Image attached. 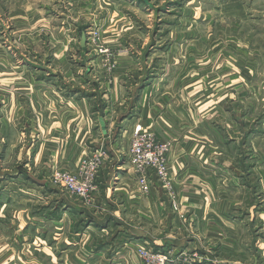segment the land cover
<instances>
[{"label":"crops","instance_id":"1","mask_svg":"<svg viewBox=\"0 0 264 264\" xmlns=\"http://www.w3.org/2000/svg\"><path fill=\"white\" fill-rule=\"evenodd\" d=\"M113 1L0 0V111L11 114L0 131L28 138L23 160L8 155L12 139L0 140V176L24 177L20 190L0 187V264H143L137 244L203 245L202 256L223 258L241 247V263L264 264V0H241V29L253 28L233 55L214 42L211 53L190 42L156 52L124 45L117 34L130 25L119 24ZM91 28L117 54L113 73L89 39L82 44ZM76 48L77 73L66 56ZM138 126L173 142L178 212L155 175L150 193H140L128 156ZM101 146L107 159L89 207L51 175ZM8 187L15 192L4 194Z\"/></svg>","mask_w":264,"mask_h":264},{"label":"rangeland","instance_id":"2","mask_svg":"<svg viewBox=\"0 0 264 264\" xmlns=\"http://www.w3.org/2000/svg\"><path fill=\"white\" fill-rule=\"evenodd\" d=\"M247 4L249 3L248 0H246ZM244 2V0H242ZM109 3V2H106ZM112 10L114 13H117V18L119 20L120 25H130V28L128 26H125V31H118L117 39H119V42L123 43L124 45H137L140 46L144 43V46L151 47L149 50L156 52L159 47H167L169 44H173L175 42H181L183 43V46L188 45L190 43L198 44L199 45V51L206 52L209 50V47H206L214 42L215 44H218V46H227L226 52L230 53L231 55L240 52V50H237L236 48H239L238 41L241 40V34H245L247 37H249L250 34H252V26H250L247 23H243V29H241V0H138L135 4L130 5L127 3H122L118 0L113 1L112 3ZM108 7L107 4H103ZM224 6V7H223ZM224 8V9H223ZM249 22H251L249 20ZM114 28L117 26H113ZM122 26H119V29H121ZM129 28V29H128ZM257 29V28H256ZM114 30V29H113ZM241 30L245 31L241 33ZM251 31V32H250ZM250 32V33H249ZM257 37V35H256ZM116 39V40H117ZM105 41V32L98 29V37L95 40V42L92 43V48L94 51L98 53L105 54L106 60L110 58L108 61L107 66V72L113 73L116 68L113 67V65L109 66L111 62L115 63V57L116 53L114 50L110 48H104L103 42ZM259 43H261V54L264 52V25L262 26L261 34L259 36ZM159 44V45H158ZM123 45V46H124ZM158 46V47H157ZM241 48V47H240ZM104 50V51H101ZM106 50V51H105ZM214 50L216 51V47H214ZM79 49H71L69 52H67L66 56L68 59H72L74 61L73 68L71 69L73 72H83V69H79L76 60H83L82 53L79 52ZM129 52L128 50H120V53L123 52ZM210 53L212 50H209ZM220 50H218L219 52ZM181 52V57H185L189 52L190 49H186V47H183ZM247 57H250V52L252 50H246ZM241 54V52H240ZM101 62V61H100ZM98 64V63H97ZM115 65V64H114ZM187 65L182 63V66ZM101 66L104 65L101 62ZM151 70L154 69V66H151ZM71 70L66 71L69 72L68 74H71ZM79 74V73H78ZM105 74V72H104ZM59 83L62 85V82L59 81ZM1 102V100H0ZM5 118L7 122H11V114L6 113L3 114L0 111V125L1 120ZM155 133V131L151 128H146ZM16 137H13L15 136ZM156 135V133H155ZM157 136V135H156ZM2 138H6L7 140L12 139V144L10 145V153L9 156H14L17 159L22 158L24 159L23 153L26 151L28 138L26 139L22 134L21 131L14 132V130L6 127L0 131V140ZM165 141V140H164ZM172 142V140H170ZM14 142H16L14 144ZM173 144V142H172ZM104 148L101 146L98 148V150ZM96 150V151H98ZM96 151H92L91 153L85 154L78 166L75 169H68V168H61V167H55L52 171L51 175V182H53L55 185L63 187L61 184L56 183L54 180V173L59 170H69L73 172H78L80 170L81 164L87 157L91 156L92 154H95ZM0 152L2 155H5L7 152V146H4L0 144ZM107 159V152L105 154L104 160L102 162V165L97 173L98 174L101 171V169L104 167L105 160ZM169 162V160H168ZM6 167L9 168V172H14L12 170L13 163L11 164H5ZM26 167L24 163H21L20 169ZM170 166V163H169ZM172 167L170 166V169ZM153 175L156 176L155 173L152 174V185L150 188V191L154 184ZM171 176H172V182H173V189L171 192H168L162 182L158 180L156 176V181L159 185H161L165 189V194L169 197L171 203L178 204V207L173 208L178 212L181 207V201L179 200V195L175 188V177L173 175L172 169H171ZM7 178H4V176H0V187L3 185L4 182L8 181L12 182L18 190H20L21 183L24 181L23 176L17 177L16 175H6ZM6 179V180H5ZM4 180V181H3ZM97 188L98 182L95 181ZM11 189V188H10ZM66 190V189H65ZM10 192H15V190H9V187L4 191V194H10ZM24 194V191H22ZM21 193V194H22ZM97 193L94 192L92 199L94 198V195ZM141 193V192H140ZM150 193V192H149ZM149 193L141 195H148ZM22 194V196H23ZM69 194V193H68ZM70 195V194H69ZM5 197V196H4ZM24 197V196H23ZM77 200L83 201V203L86 206H89L88 203H86L83 199L72 196ZM239 196L237 197V199ZM94 200V199H93ZM236 208L239 207V209H236V214L241 215L243 212L241 211V199H238L235 205ZM40 211H45L44 207H40ZM183 212V210H181ZM185 216V213L182 214V217ZM241 233V232H240ZM232 236V235H231ZM234 237V236H232ZM239 237L237 242L238 246H241V234H239ZM234 237V238H236ZM236 242V241H235ZM232 243V240L230 241V244ZM173 245V244H172ZM140 246H144L147 251L151 254V259L149 262H146L144 259H142L138 254V248ZM137 244L134 248L136 250V253L138 256L143 260V264H155V260L158 256H167L168 261L166 264H199L201 260L206 262L207 264H243L241 263V247H240V253L238 251L236 253H230L225 254V258L221 256H214V257H206L202 256L200 254L199 249L197 248H205L203 245H198L194 247H188V248H179L178 246H169V247H161V249H154L149 244ZM196 247V248H195ZM223 256V255H222Z\"/></svg>","mask_w":264,"mask_h":264},{"label":"built area","instance_id":"3","mask_svg":"<svg viewBox=\"0 0 264 264\" xmlns=\"http://www.w3.org/2000/svg\"><path fill=\"white\" fill-rule=\"evenodd\" d=\"M88 34L89 42H95L98 37V28H91ZM109 60L110 58L107 61ZM172 146L173 144L170 140L159 139L149 129L138 126L133 130L128 156L141 193L150 192L153 173L156 174L158 180L162 182L168 192L172 191L173 182L168 162ZM105 154L106 151L104 149L96 151L95 154L84 159L78 172L69 170L56 171L53 175L54 180L64 186L71 196L81 198L86 203H90L94 192L98 190L95 181ZM173 206L176 208L178 204L173 203ZM138 254L146 262H149L152 257L144 246L138 248ZM167 261V256H158L155 264H166Z\"/></svg>","mask_w":264,"mask_h":264},{"label":"water","instance_id":"4","mask_svg":"<svg viewBox=\"0 0 264 264\" xmlns=\"http://www.w3.org/2000/svg\"><path fill=\"white\" fill-rule=\"evenodd\" d=\"M89 34H86V33H84L83 34V37H82V44L85 46V44H86V42H87V40H88V36Z\"/></svg>","mask_w":264,"mask_h":264}]
</instances>
